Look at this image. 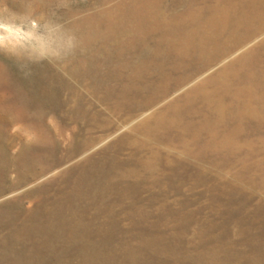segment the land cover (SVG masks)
I'll use <instances>...</instances> for the list:
<instances>
[{
    "label": "rangeland",
    "instance_id": "1",
    "mask_svg": "<svg viewBox=\"0 0 264 264\" xmlns=\"http://www.w3.org/2000/svg\"><path fill=\"white\" fill-rule=\"evenodd\" d=\"M211 5L238 40L181 39ZM263 21L264 0H0V264H264Z\"/></svg>",
    "mask_w": 264,
    "mask_h": 264
},
{
    "label": "bare ground",
    "instance_id": "2",
    "mask_svg": "<svg viewBox=\"0 0 264 264\" xmlns=\"http://www.w3.org/2000/svg\"><path fill=\"white\" fill-rule=\"evenodd\" d=\"M211 8H212V10H205V11H212V15L206 22H204L202 24V27L199 24V28L196 29L197 31L191 32V33L187 32L181 39H188V40L196 39L199 36V33L200 34L202 33V30H211V32L218 31L217 35H221V33L223 31H226V29L229 30V31L232 29L231 34H230V38L228 36V39L229 40H238L239 36H238V33L236 32V29L238 30L237 27L241 24V20L243 18L236 17L235 25L232 24V23L230 24V21L232 22L234 20H233V18L231 16L232 14L229 15L227 7H224L222 5L221 6H219V5H211ZM142 15H144V14H142ZM197 15H195L193 12H191V16L193 17V19L194 18L198 19ZM148 17L151 19V16H148ZM153 17L154 18L151 19L147 23L143 22L144 17H139V20L135 24H133V23L129 24V25H132L131 28L128 27L129 32H132V34L135 37H139V36L140 37H144L141 34L143 33V35H144V33H145V37H147V36L152 34L150 32H152V31L155 32V30L163 28L164 19H162L160 15L159 16L155 15ZM188 18L189 17L186 16V17H184V20L187 21ZM250 18H251V21H253V19H255L256 22H257L260 17L254 18L253 16H250ZM261 21H262V19H261ZM263 22H259L257 25H260L261 27L262 26L264 27V23ZM261 23H263V24H261ZM229 26H232V27H229ZM217 35H215V36H217ZM161 37L162 38H166L165 35H162ZM183 62H187V60H184ZM187 80H188V75L181 74V76L179 78V84L180 83L183 84V83L187 82Z\"/></svg>",
    "mask_w": 264,
    "mask_h": 264
}]
</instances>
